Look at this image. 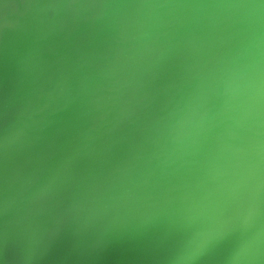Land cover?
I'll use <instances>...</instances> for the list:
<instances>
[{"label":"water","instance_id":"water-1","mask_svg":"<svg viewBox=\"0 0 264 264\" xmlns=\"http://www.w3.org/2000/svg\"><path fill=\"white\" fill-rule=\"evenodd\" d=\"M257 9L0 0V264H264Z\"/></svg>","mask_w":264,"mask_h":264},{"label":"clouds","instance_id":"clouds-1","mask_svg":"<svg viewBox=\"0 0 264 264\" xmlns=\"http://www.w3.org/2000/svg\"><path fill=\"white\" fill-rule=\"evenodd\" d=\"M248 7L257 8L255 5ZM252 15L256 22L264 17V13L258 9ZM228 93L232 100L244 97L242 108L245 114L254 121L257 127L264 126V35L254 38L250 46L249 62L242 69L233 72ZM202 120V117L197 118L196 114H193L189 120L190 134L194 135L198 131ZM210 238L211 234L197 243L188 258L194 259Z\"/></svg>","mask_w":264,"mask_h":264}]
</instances>
